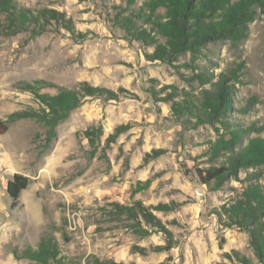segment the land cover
I'll return each mask as SVG.
<instances>
[{"label":"rangeland","instance_id":"obj_1","mask_svg":"<svg viewBox=\"0 0 264 264\" xmlns=\"http://www.w3.org/2000/svg\"><path fill=\"white\" fill-rule=\"evenodd\" d=\"M16 1L33 10L65 13L85 38L62 29L0 36V119L40 111L35 97L20 89L22 82L43 80L70 89L87 82L125 93L117 100H86L58 127L45 152L37 142L45 130L36 120L18 121L0 133V264H30L15 260L14 251L36 249L47 234L72 264H87L91 257L124 264H241L234 252L264 264L250 248L248 235L222 227L216 215L242 193L247 172L217 189L200 176L204 168L226 160L224 154L214 160L209 151L212 142L230 138L227 130L184 122L172 115L171 102H157L152 95L155 91L164 99L171 90L161 89L174 86L201 96L227 76L235 87L230 127L242 129L244 145L264 138V9H256L249 36L239 45L210 44L196 60L187 54L160 63L148 60L152 47L131 41L114 24L118 12L133 10L143 0L135 6L130 0ZM202 76L210 82L204 84ZM98 126L104 134L94 153L84 132ZM118 127L124 132L107 144ZM153 151L160 156L146 161ZM259 171L264 186V167ZM16 174L28 177L30 184L13 202L7 184ZM148 180L150 188L132 197L133 187ZM136 201L172 207L155 212L171 233L172 249L159 250L166 237L145 222L116 215L115 204Z\"/></svg>","mask_w":264,"mask_h":264},{"label":"trees","instance_id":"obj_2","mask_svg":"<svg viewBox=\"0 0 264 264\" xmlns=\"http://www.w3.org/2000/svg\"><path fill=\"white\" fill-rule=\"evenodd\" d=\"M138 0H130L135 6ZM256 9H264V0H143L139 7L129 11L118 12L114 24L122 30L131 41L145 47H152L153 52L147 54L151 62L173 63L184 55L190 54L192 59L200 58L203 50L210 44L230 42L236 46L244 42L250 31V25L256 17ZM54 29L67 31L72 37L85 38L76 30L73 19L55 9H29L16 0H0V36L10 37L20 33L40 36ZM204 84L209 83L201 77ZM222 77L212 89L204 90L201 96H191L174 86H165L161 92L167 93L164 99H158V93L152 91L157 102H171L172 115L184 122L195 124H218L227 130L230 138H219L211 143L210 155L217 160L221 155L226 160L219 166L204 168L200 172L201 179L208 187H223L229 180H240V173H246V184L242 193L231 203L225 204L216 215L224 228H237L249 237V245L260 263H264V186L261 184L263 174L259 169L264 167V138H253L244 145L246 135L240 130L232 129L229 114L235 99V87ZM233 80V79H231ZM20 89L32 94L41 105L38 112H16L6 119H0V133L9 131L12 124L21 120H36L45 132L37 142L42 150H48L57 138V129L73 111L80 108L88 99L117 100L121 90L116 93L107 88L95 87L87 82L76 88H65L50 84L43 80L34 83L22 82ZM55 90V94L43 93L44 90ZM181 98L180 100H178ZM118 127L107 140L110 144L124 132ZM102 126L88 128L84 135L92 152L98 151L99 141L103 136ZM160 151L146 156V161L160 156ZM257 170L249 173V170ZM30 179L16 174L7 184V194L13 202H17L21 193L28 188ZM151 180L138 182L132 189V197L146 191ZM116 215L125 216L129 220L145 222L166 237V245L162 251L172 249L168 240L171 233L166 224L155 215V212H168L172 207L160 204L146 207L141 201L131 206L115 204ZM15 260H27L30 264H72L63 257L61 247L52 234L45 235L35 249L27 247L24 251L13 253ZM234 258L241 264H253L252 261L238 252ZM231 258L230 256H228ZM87 264H124L112 260H100L96 257L88 259Z\"/></svg>","mask_w":264,"mask_h":264}]
</instances>
